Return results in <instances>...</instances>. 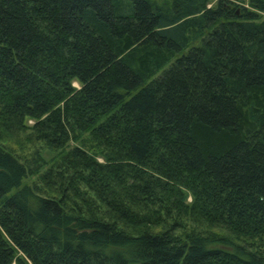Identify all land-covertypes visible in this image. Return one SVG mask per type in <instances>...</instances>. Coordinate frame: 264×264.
Here are the masks:
<instances>
[{
	"label": "trees",
	"instance_id": "16d2710c",
	"mask_svg": "<svg viewBox=\"0 0 264 264\" xmlns=\"http://www.w3.org/2000/svg\"><path fill=\"white\" fill-rule=\"evenodd\" d=\"M207 1L0 0V124L91 144H0V264H264V0Z\"/></svg>",
	"mask_w": 264,
	"mask_h": 264
},
{
	"label": "rangeland",
	"instance_id": "374dc122",
	"mask_svg": "<svg viewBox=\"0 0 264 264\" xmlns=\"http://www.w3.org/2000/svg\"><path fill=\"white\" fill-rule=\"evenodd\" d=\"M217 0H208L206 3V7H213L215 5ZM234 3L241 4L243 6H246L245 0H231ZM187 49H184L181 53H185ZM178 55V54H177ZM173 60V59H172ZM168 64H166L162 69L158 70L156 74L153 77H156L161 73V71L165 68H167ZM72 84L77 87L78 84L76 82L72 81ZM34 123V119L32 118H26L22 123L20 124H14L9 125V128H6V126H3L0 124V144L4 146L6 149L11 151L13 154H15L19 159H21L23 162L29 163V165L32 166V169L34 170V163L35 164H41L43 161L44 163L42 166L40 165L39 171H43L45 168H47L51 164H56L64 161H62L63 154L67 150H70L72 146H80L82 149H86L87 151H90V148L87 147V145H91L89 142L87 143L85 140L89 139L87 138V135H82L78 140L76 141H68L66 145H64L61 148L50 150L43 142L35 139L34 132L32 130V125ZM80 140H83L82 143ZM87 144V145H86ZM95 159L99 162H102V159L100 156L95 155ZM37 174L32 175L24 180V183H32L33 181H37ZM84 188L81 187V190ZM190 197L187 196V201H189ZM97 202V199L92 196L90 192L86 191V198L85 203H95ZM100 208L98 207L97 213L100 212ZM188 226H192V223H188ZM123 226V225H122ZM186 227V224L185 226ZM126 229L127 227H123Z\"/></svg>",
	"mask_w": 264,
	"mask_h": 264
}]
</instances>
